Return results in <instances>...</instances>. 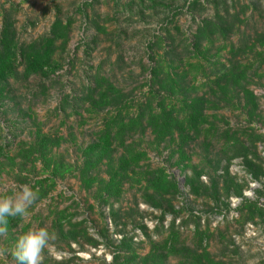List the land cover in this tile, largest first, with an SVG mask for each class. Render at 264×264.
Segmentation results:
<instances>
[{
	"label": "rangeland",
	"instance_id": "rangeland-1",
	"mask_svg": "<svg viewBox=\"0 0 264 264\" xmlns=\"http://www.w3.org/2000/svg\"><path fill=\"white\" fill-rule=\"evenodd\" d=\"M205 20L217 32L198 46ZM3 31L16 59L0 82V196L28 184L38 199L9 219L0 264L40 227L55 234L41 264H264V0H0ZM53 31L47 68L29 71ZM232 67L244 76L221 80ZM191 100L194 132L147 126L159 105L184 121ZM112 121L133 128L85 177Z\"/></svg>",
	"mask_w": 264,
	"mask_h": 264
},
{
	"label": "trees",
	"instance_id": "trees-1",
	"mask_svg": "<svg viewBox=\"0 0 264 264\" xmlns=\"http://www.w3.org/2000/svg\"><path fill=\"white\" fill-rule=\"evenodd\" d=\"M196 4L198 3L194 2L192 6ZM215 32H217V27L212 21L209 20L203 21L201 26L198 27L195 35L197 38L196 39L197 45L199 46L203 37L210 36ZM51 35H52L51 37L49 36L42 40L43 47L41 50H36V51L31 50V52L28 54L27 56L28 63L26 69L33 72L35 70H42L47 68L49 57L52 53L53 44L60 38L64 37V35L61 37L54 31L51 33ZM11 41L12 39L8 37L6 31H3L2 35L0 36V82L5 81L7 78L15 75L13 62L16 58L13 49L14 46L12 45ZM197 67L200 68L199 65H196V67L194 66V68ZM222 69L223 70L220 73L221 80H231L237 82L238 77L244 76L243 71L239 72L238 68L236 67H232L231 70L226 68H222ZM152 76L153 79L157 81V84H159L160 86L166 81L164 78H160L157 68H153ZM243 93L247 96V98L249 97L254 98L253 93L250 91L243 90ZM104 97L105 96H103V98ZM184 105L187 110V116H185L184 121L179 119V117H177L178 115L172 116L171 115L173 113L172 111L167 112L164 107L159 105L157 109V113L150 112L151 116L145 119L147 121V126L151 128L152 131L160 138L172 135V132L174 130H177L180 133L185 127L189 128V130H192V132H194L196 126L199 124V122L202 121L201 119L202 115L200 114L199 110L196 108V104L194 101L191 100L190 103L184 102ZM172 110H174V107ZM125 127L126 124L124 125L122 124V122L118 123L112 121V123H110L102 131L98 141L91 144L88 148H86L83 151V155L86 158H89L90 156L92 157V159H87L89 163L87 162V165L85 166V177L89 173V171H92V169H95L97 167V164L101 160L108 158L107 154L110 153V148L112 145V137H113L112 135L114 131H117L118 135H120L124 131ZM126 128L128 131L131 130L133 128L132 123L129 124V126ZM113 182H114V178H112L108 183L105 184L104 190L108 192L107 194H110L111 190L114 188ZM9 224L10 223L8 222L7 228L9 227ZM117 249H118V255H120V253L123 250L127 251L129 249V245H126L124 241H121ZM113 259L116 262L117 257H114ZM148 260L149 257H146V259H144L143 261L148 262Z\"/></svg>",
	"mask_w": 264,
	"mask_h": 264
},
{
	"label": "clouds",
	"instance_id": "clouds-1",
	"mask_svg": "<svg viewBox=\"0 0 264 264\" xmlns=\"http://www.w3.org/2000/svg\"><path fill=\"white\" fill-rule=\"evenodd\" d=\"M37 199V191L28 184H21L11 194L0 196V235L7 231L10 218H26L28 209ZM54 239L55 234L45 227L30 229L20 235L12 250L16 264H41L42 253Z\"/></svg>",
	"mask_w": 264,
	"mask_h": 264
}]
</instances>
